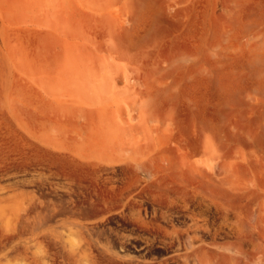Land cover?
<instances>
[{
	"label": "rangeland",
	"instance_id": "1",
	"mask_svg": "<svg viewBox=\"0 0 264 264\" xmlns=\"http://www.w3.org/2000/svg\"><path fill=\"white\" fill-rule=\"evenodd\" d=\"M125 212L264 264V0H0V264H126Z\"/></svg>",
	"mask_w": 264,
	"mask_h": 264
},
{
	"label": "flooded vegetation",
	"instance_id": "2",
	"mask_svg": "<svg viewBox=\"0 0 264 264\" xmlns=\"http://www.w3.org/2000/svg\"><path fill=\"white\" fill-rule=\"evenodd\" d=\"M142 201L141 198H134ZM144 209L143 216L147 221H152L157 216L153 211L154 206L149 205L142 207ZM130 212L119 214L113 218L114 225L107 227V231L114 236V251L117 252L126 264H196L195 260L185 259L188 246L186 241L189 231L188 225L193 221H189L190 216L187 213L176 214L174 221H164V226H172L176 224V228L169 227L167 231L170 233L168 238H162L163 230L155 227H142L141 224L135 223L129 219ZM199 235L205 236L203 239L209 240L207 237L211 235L217 236L219 231L200 229ZM182 236V237H171ZM179 234V235H178ZM192 235V234H191ZM184 236V237H183ZM219 237V236H218Z\"/></svg>",
	"mask_w": 264,
	"mask_h": 264
},
{
	"label": "bare ground",
	"instance_id": "3",
	"mask_svg": "<svg viewBox=\"0 0 264 264\" xmlns=\"http://www.w3.org/2000/svg\"><path fill=\"white\" fill-rule=\"evenodd\" d=\"M71 154V153H70ZM70 154H68V155H70ZM186 154H188L187 152H186ZM54 155V154H53ZM66 156V155H62V156H59V161H60V166L59 167H61V170H62V168H63V166H64V164L66 163V165L67 164H71V162H73L77 157L75 156V159L73 158V159H71L69 156ZM183 155V154H182ZM71 156V155H70ZM79 158H84L82 155H77ZM186 155H184V157H185ZM190 156V155H189ZM74 157V156H73ZM87 157H90V155H86L85 156V158H87ZM182 158H183V156H182ZM186 158V162H187V157H185ZM190 159V158H189ZM168 160V159H167ZM169 161H170V159H169ZM58 162V161H57ZM80 162V161H79ZM189 162V161H188ZM189 163H191V162H189ZM188 163V164H189ZM194 163V162H193ZM193 163H191V166L190 165H188V166H190L191 167V169H192V171H194V172H196V173H198V174H200V175H203V176H208V177H210V175L206 172V171H204V169H202L201 167H199V166H197V165H199V164H197V165H194ZM170 164V163H169ZM80 166H81V164H79ZM185 165V164H184ZM84 166V165H83ZM67 167V166H66ZM77 167V166H76ZM84 167H86V166H84ZM189 167V168H190ZM208 168H211L210 170L211 171H213L212 169V166L211 167H208ZM78 170V169H77ZM82 170H83V167H82ZM209 170V171H210ZM63 171V170H62ZM75 172V171H74ZM70 173V172H69ZM136 173H134V175H135ZM195 174V173H194ZM72 175V174H71ZM146 176V175H145ZM202 176V177H203ZM72 177V176H71ZM207 178V177H206ZM226 258V257H225Z\"/></svg>",
	"mask_w": 264,
	"mask_h": 264
}]
</instances>
